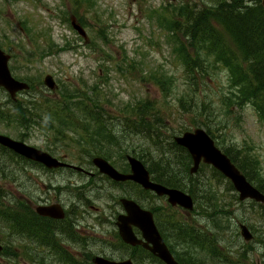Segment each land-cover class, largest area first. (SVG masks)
<instances>
[{"label":"rangeland","instance_id":"374dc122","mask_svg":"<svg viewBox=\"0 0 264 264\" xmlns=\"http://www.w3.org/2000/svg\"><path fill=\"white\" fill-rule=\"evenodd\" d=\"M185 3L199 9L205 0H0V48L10 55L8 70L14 80L26 82L31 87L29 91L18 94L15 101L23 105L34 101L41 103L45 97L56 102L68 92L74 93L71 89L76 88L78 92L75 94L88 102L90 107L94 108L95 100L106 110L108 114L103 111V115L111 118L109 127L115 126L117 130L121 125L116 118L113 119L114 116L131 112L136 105L152 103L157 114L155 118L151 117L150 122L160 130L161 145L166 146L172 137L181 135L183 131L198 127L205 132L204 126H207L214 134V143L221 150L232 146L256 158L258 172L264 178V122L259 120L256 108L252 104L235 107L232 96L227 98L228 73L221 65L208 69L210 75L199 79L197 84L185 74V66L177 53L179 35H173L169 30L170 20L176 18L170 17V12ZM69 16L76 17L81 24L89 38L88 43H84L72 30L68 23ZM45 75L51 76L56 83V92L44 87L42 80ZM13 103L0 89V134L24 141L28 146L45 152L54 151L56 154L53 157H65L64 161L69 165L88 164L85 166L94 171L90 166L92 157L87 156L83 148L55 138L57 130L62 131L58 122L37 117L31 118L36 121L25 119L20 125L11 117L19 106ZM67 134L73 135L70 132ZM129 139L136 146L149 147L150 140L143 135ZM96 141L88 148L91 151L98 146L109 149L112 157L106 160L115 170L126 173L128 166L124 157L129 153L125 156L122 154L121 158L116 147L108 146L97 138ZM167 148L163 152H167ZM153 150L149 151L150 155H144V159L133 157L145 163V167L146 164L150 166L154 159H159L158 151ZM8 156L7 152L0 150V167H25L30 164H18L13 158L15 156H11L13 159ZM6 173L13 181L22 176L16 171ZM195 176L196 181L206 183L203 185L210 197L203 194V202L217 201L218 205H223L231 213L232 227L237 225V220H241L257 240L264 238V216L259 206L236 202L227 184L219 182L209 169L202 168ZM8 182L12 183L11 180ZM80 182L88 183L89 190L93 188L83 176ZM104 187L103 191L91 190L92 195L89 193L88 196L91 200L88 203L97 207L98 212L88 211L87 199L83 197L84 224L87 228L83 249L75 245L78 240L61 247L63 241L54 235L59 248L40 236L27 239L21 233L23 230L19 231L0 218V238L4 249L0 264H35L32 259L35 256L44 264H89L90 256L102 255L100 253L103 252L115 258L130 255L120 238L112 236L116 220L109 216L112 211L117 215L122 212L118 203L122 197L130 198L144 210L153 211L155 225L173 257L182 253L184 245L169 238L171 231L165 225L167 217L191 225L200 243L208 247L204 253L210 252V246L230 245L233 243L232 237L237 239L234 249H238L239 241L242 242L237 227L235 235L225 231L216 237L215 230L208 223L215 216L210 214L206 218L200 212L203 196L197 195L193 211L186 212L180 208H170L165 198L151 200L131 186L105 184ZM65 188L67 186L64 184L62 189ZM180 190L185 192L186 188ZM0 191V211H21L30 216V209L27 206L24 208L23 201L15 196L16 193L22 194L19 188L10 190L5 185ZM67 192H71V195H67ZM67 192L63 195L69 202L78 195L73 190ZM226 221L229 222L228 219ZM158 223H162V231L168 235L160 230ZM213 238H217V242ZM24 242L27 245L31 243L32 251L24 254L14 251L16 258L7 255L9 252L6 248L24 245ZM263 245L258 241L245 243L243 251L235 253L232 250L231 253L232 256L247 254L253 262L261 261ZM223 250L226 252L224 247L219 248V251ZM216 254V251L212 252L214 257ZM136 264L156 263L145 260Z\"/></svg>","mask_w":264,"mask_h":264},{"label":"trees","instance_id":"16d2710c","mask_svg":"<svg viewBox=\"0 0 264 264\" xmlns=\"http://www.w3.org/2000/svg\"><path fill=\"white\" fill-rule=\"evenodd\" d=\"M207 4H210L209 7L206 6ZM170 17H176L170 20L169 30L173 35H179L177 37V53L185 66L186 76L191 77L193 83L197 84L199 79L203 80L210 75L207 72L208 69L221 65L228 73L229 90L227 98L232 96L235 107L252 104L257 110L258 118L264 122V9L260 0H205L199 9L190 3H185L179 6L177 10L174 9L170 12ZM71 90L74 93L68 92L56 102L45 97L41 103L27 102L26 106L13 101V104L19 106L11 117L19 121L20 125L25 119L36 121L31 118L37 117H46L54 123L58 122L62 131L57 130L55 138L70 142L78 148H83L89 157L93 155L103 159L112 157L109 149L98 146V143H96L98 147L94 151L88 148L92 142L96 141V138L104 141L108 146L116 147L121 158L123 157L122 154L125 156L129 153L134 157L139 156L144 159V155H150L149 151L154 149L153 151H158L159 159H154L150 166L146 164L152 180L173 189L185 190L186 188L185 192L187 191L193 199L197 195L203 196V194L210 197L206 186L203 185L206 183L202 180L196 181V176L189 174L191 159L187 152L174 144L173 139L166 146L161 145L162 135L158 132L160 130L150 122L151 117L155 118L157 114L152 103L136 105L131 108V112L125 111L124 114L114 116L113 119L116 118L121 125V128L117 130L115 126L114 128L109 127L108 122L111 121V118L103 115V111L106 112V110L97 101L93 100L94 108L90 107L88 102L75 94L78 92L76 88ZM91 91L95 93L94 89ZM133 111L134 113H132ZM21 113L27 117H22ZM34 115L37 116L34 117ZM204 128L205 132H208L214 140V134L209 127L204 126ZM69 132L73 135L68 136L67 133ZM56 134L54 133V135ZM138 135H143L146 140H150L149 147L145 148L130 143L129 138H135ZM165 148L168 149L167 152H163ZM222 151L239 169L240 173L264 195V178L258 172L256 158L254 159L249 153L234 149L232 146L224 148ZM51 152L55 153L54 151ZM202 168L209 169L219 182H225V179L212 168L201 165L200 170ZM225 184H227L232 198L239 204H243L244 202L238 201L229 183L225 182ZM203 199L204 196L199 205L200 212L205 214L206 218L210 214L215 216L208 223L215 230L216 237L225 231L235 235L237 226L232 227L231 225V213L225 210L223 205H218L217 201L210 203L208 199L209 203H207L203 202ZM249 204L251 207L259 206L264 216V205L253 202H249ZM19 212L20 215H16L13 219L15 214L13 211H0V218H3V222H10L15 228H28L21 233L28 234L30 238L35 234V231H33V227L25 226L32 219H26L22 216L24 213ZM174 219L168 217L165 219V225L171 231V235L162 232L170 236L169 238L173 241H180L184 245L182 253L174 257L180 264H255L247 254L232 256V250L235 253L244 250V244L241 241L238 242L239 250L234 249L237 243V239L235 240L234 237H232L233 243L222 245L226 252L224 250L219 251V248L222 247L214 245L210 246V252L204 253L208 247L206 248L200 243L195 229L191 225L177 220V218ZM227 219L230 223L226 221ZM36 234L39 235L41 232ZM213 239L217 242V238ZM254 239L255 242L264 244V238L257 240L254 237ZM135 250L138 252V256L146 255L149 257L146 261L162 264L158 259L153 260L143 249ZM213 251L217 252L215 257L212 255ZM9 256L16 258V254H9ZM260 256L262 257L260 264H264V249ZM32 259L35 263L39 261L36 257ZM135 261L143 262L145 259Z\"/></svg>","mask_w":264,"mask_h":264},{"label":"water","instance_id":"95a60500","mask_svg":"<svg viewBox=\"0 0 264 264\" xmlns=\"http://www.w3.org/2000/svg\"><path fill=\"white\" fill-rule=\"evenodd\" d=\"M262 7L264 9V0H260ZM70 23L73 29L86 40V34H84L83 29L73 18L70 19ZM8 58L4 52L0 49V87H2L7 94L12 98L15 97V93L21 92V90H27L28 86L24 82H18L14 80L11 76L10 71H8ZM44 85L53 90L55 87L54 81L50 76H45ZM174 142L182 148H185L192 159V168L190 173L196 172L198 165L203 163L205 165H210L214 167L218 172H220L223 177H226L232 184L233 188L238 193V199L240 201L250 199L254 202L264 204V196L255 188L252 187L246 180L245 176L241 175L239 170L231 161L223 154L219 149L216 148L210 137L201 129H194L192 132H183L181 136L174 137ZM0 145L6 147L10 151L25 157L33 162H39L46 168H57L63 166L60 161H56L48 153L41 150L34 149L23 143L11 140L8 137L0 134ZM130 173L128 175H123L105 160L99 157H93L92 164L97 168V170L109 177L113 181H133L137 185L141 186L144 190L154 191L157 196H166V201L175 207V205L183 208L184 210L193 209V201L189 195H185L179 190L168 189L164 186L156 184L149 180L148 172L144 169V166L140 161L130 156L125 157ZM121 204L123 205L125 215L118 216L115 226L118 228V234L122 241L127 245H139L144 249H148L153 255L161 259L165 264H178L169 253L168 248L164 245L161 237L158 235L156 226L152 221V214L145 210H140L136 203L131 200L127 201L122 199ZM37 213L53 218L62 217V213H55V208H38ZM132 226L138 228L141 232V236L144 238L145 242L138 240L134 237L132 233ZM239 233L244 241H250L252 239V234L249 233L245 225H239ZM0 244V250H1ZM92 262L94 264H131L130 261H121L120 263L114 261H107L99 256L93 257Z\"/></svg>","mask_w":264,"mask_h":264},{"label":"flooded vegetation","instance_id":"af4514ba","mask_svg":"<svg viewBox=\"0 0 264 264\" xmlns=\"http://www.w3.org/2000/svg\"><path fill=\"white\" fill-rule=\"evenodd\" d=\"M15 156V155H13ZM15 162L19 164L25 163L20 157L15 156L13 157ZM58 160L64 161L65 159L58 158ZM66 163V161H64ZM29 163V162H28ZM30 164L29 166H16L13 168L8 167H2L0 168V187L3 188V186H7L10 190H14V188H19L22 191V194L16 193V197H18L20 200L23 201V207L26 206L30 209V211H34L35 207L38 205L40 206H49L54 205L55 207V213L58 215V213H63V219H45L41 217L32 218L31 225L33 227V231L35 233L42 232L49 236V239L53 245V247H58V243L56 244V240L53 237V235L56 238H59L60 241H63L62 244H60L61 247H66L67 245L72 244L70 241L78 240V244L75 245L79 246L80 248H84L86 244V234H87V228L85 227L84 220L86 219L85 216H83V212L85 210L84 207V199L85 196L87 199V203L91 201L88 199V196L91 194L90 191H103L105 190L104 185H113V182L108 181L105 177L98 174V172L95 171H86L90 172L92 176L87 175L85 172H79L75 171L71 168H59V169H46L44 166L40 164L33 165ZM85 165L82 164L81 166L75 165L77 167H80L81 169L87 168ZM13 171H16L19 175L22 176L18 177L16 180H12L11 177H9L8 173H13ZM83 179H86L87 181L91 182L90 185L93 187L92 189H88V183L80 182ZM8 180H11L12 183L8 182ZM103 183V184H100ZM66 185L67 188L64 190L62 189L63 185ZM71 189H70V188ZM75 187V188H73ZM34 188V190H32ZM68 190L76 191L78 195H76V198L72 200V202H69L68 198L65 197L63 194L67 192ZM93 191V192H94ZM90 193V194H89ZM67 195H71V192H67ZM92 195V194H91ZM1 197V195H0ZM88 205V211H91L93 213L98 212V208L94 207L92 205ZM117 212L112 211L109 216L116 217L118 216L116 214ZM48 227V228H47ZM137 237H139V233L137 230H134ZM25 236V235H24ZM73 236V237H71ZM112 236L118 239L117 230L115 229L112 232ZM26 238V237H25ZM52 238V239H51ZM44 240V239H42ZM69 240V241H68ZM47 241V240H44ZM30 242V241H29ZM14 244V243H13ZM31 243H25L24 245H19L16 247H9L6 248V250L9 253L15 252H21V253H28V251H32V248H30ZM77 246V247H78ZM70 247V246H69ZM68 247V248H69ZM78 247V249H79ZM126 249L131 254L133 248H129L125 246ZM59 248V247H58ZM66 248V250L68 249ZM135 250V249H134ZM15 251V252H14ZM136 251V250H135ZM67 254V253H66ZM103 257L110 258V260L114 261H120L123 259H127L129 254H124L120 256L119 258H115L113 256L107 255L106 253H100Z\"/></svg>","mask_w":264,"mask_h":264}]
</instances>
